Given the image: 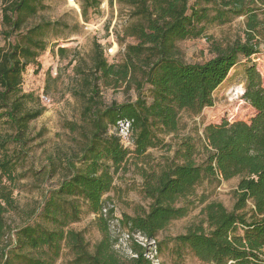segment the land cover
I'll use <instances>...</instances> for the list:
<instances>
[{
    "label": "trees",
    "instance_id": "1",
    "mask_svg": "<svg viewBox=\"0 0 264 264\" xmlns=\"http://www.w3.org/2000/svg\"><path fill=\"white\" fill-rule=\"evenodd\" d=\"M0 1L5 41L0 47V124L8 129L0 132V264H56L65 248L73 255L72 264H152L134 235L155 241L161 261L158 235L188 215L197 188L205 181L220 184L233 179L239 182L232 211L218 202L207 203L203 221L164 244H174L172 254L179 261L192 254L207 264H264V78L256 65L245 71L243 99L255 110L250 122L225 120L206 126V159L201 164L196 163V146L186 139L173 158L142 172L148 209L140 207L134 216L119 220L130 236L134 256L123 258L113 249L109 225L114 210L108 201L131 156L141 161L150 149L163 146L161 136L179 132L182 113L199 116L214 107V94L231 71L243 58L260 54L264 0H117L129 11L118 37L122 43L127 39L136 43L126 45L122 62L112 64L95 43L91 65L76 67L81 78L76 94L84 106L81 124L66 123L65 128L78 136L77 147L50 157L48 167L34 172L43 184L60 177L29 211L21 209L15 191L19 169L35 142L30 125L45 109L33 93L24 92V75L49 48L50 33L65 25L50 21L30 25L45 9L46 0ZM101 2L81 0L85 22L89 9L98 10ZM240 17L246 19L244 42L225 48L214 44L215 57L204 63L188 64L179 58L178 42L198 39L209 25H225ZM66 52L58 49L61 57ZM102 87L133 89L137 100L108 105ZM120 122L130 125L129 146L119 134ZM9 213L25 221L12 228ZM85 214L95 216L103 234L94 250L84 231L71 228Z\"/></svg>",
    "mask_w": 264,
    "mask_h": 264
},
{
    "label": "rangeland",
    "instance_id": "2",
    "mask_svg": "<svg viewBox=\"0 0 264 264\" xmlns=\"http://www.w3.org/2000/svg\"><path fill=\"white\" fill-rule=\"evenodd\" d=\"M194 3L195 0H188ZM2 2L0 1V22L2 19ZM129 20V11L119 5L117 0H102L100 8L89 9L88 21L82 17L81 0H46L45 9L31 21L30 25L42 21L60 22L65 25L50 33L49 48L43 53L36 64L27 68L24 75L23 90L33 93L39 104L45 109L44 114L31 123L30 136L35 139L31 144L32 151L26 163L19 169L21 180L17 185L15 197L21 209L29 211L37 207L43 193L55 185L60 176H56L47 184L34 177L35 171H40L50 165L49 158L57 153H65L76 149L77 135L71 134L65 128L66 123L81 124L83 101L77 97L80 87V77L77 75V66H88L92 63L94 44L101 45L109 63H120L123 60L125 47L135 44L133 39L120 41L124 26ZM245 17L234 19L225 25H209L206 32L198 39H187L177 43V53L185 63H204L215 57L212 46L223 48L236 42L245 41ZM3 27L0 24V47L5 46L2 36ZM67 49L64 57L58 55V49ZM112 49L113 55L109 54ZM260 54L250 60L242 59L235 67L228 79L215 92V104L206 108L199 116L182 113L180 130L177 134L163 135V146L148 151L146 159L137 160L131 156L126 168L121 171L115 181V190L111 192L108 201L114 216L109 225V233L113 242V249L120 257H128L131 241L128 240L127 230L121 229L119 220L124 215L134 216L137 209H148L149 201L143 195L144 170L157 169L165 159L173 158L178 146L183 140L191 139L197 148L196 163L201 164L205 159L204 128L208 125H219L227 120L234 122H250L255 110L243 99L246 85V68L256 65L257 70L264 78V41L260 46ZM56 72V73H55ZM46 95L51 100L44 104L41 96ZM149 97V90L145 92ZM102 97L106 104L117 102L123 104L137 100V94L126 87L118 89L102 87ZM8 129L0 124V132ZM40 136V137H39ZM23 176V177H22ZM239 180L233 179L220 184L205 181L196 190V196L191 198V208L188 215L180 220L173 221L169 227L158 235L161 246V261L163 264H207L199 261L192 254L184 256L179 261L172 254L174 244L165 242L186 233L187 229L205 219L202 210L207 203L218 202L227 210L232 211L235 198L234 191ZM206 200L201 204V200ZM179 205H183L180 203ZM252 208V206L250 205ZM7 221L11 227L21 226L25 221L16 213H9ZM76 231H84L91 250H94L103 238L94 215L85 214L80 223L71 226ZM73 255L68 249H63L56 264H72Z\"/></svg>",
    "mask_w": 264,
    "mask_h": 264
},
{
    "label": "built area",
    "instance_id": "3",
    "mask_svg": "<svg viewBox=\"0 0 264 264\" xmlns=\"http://www.w3.org/2000/svg\"><path fill=\"white\" fill-rule=\"evenodd\" d=\"M71 1L74 2V0H71ZM108 53L113 55L112 49H109ZM40 98L44 104H50L51 103V100L46 95H42ZM129 128H130V125L128 122H120L119 127H118L119 134L123 138L124 144L126 146L130 145ZM104 212L106 213L107 209H105ZM127 237H128V240H130V236L128 234H127ZM134 240L139 245H141L142 247H144L146 249L145 257L147 260H149L152 264H161V261L159 259V254H158V247H157V244L155 241L148 240V239H146L140 235H134ZM128 255L134 256L132 254L131 249L129 250Z\"/></svg>",
    "mask_w": 264,
    "mask_h": 264
}]
</instances>
